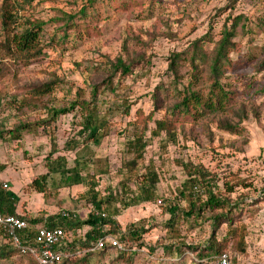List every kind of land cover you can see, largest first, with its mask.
Returning a JSON list of instances; mask_svg holds the SVG:
<instances>
[{
	"label": "rangeland",
	"instance_id": "rangeland-1",
	"mask_svg": "<svg viewBox=\"0 0 264 264\" xmlns=\"http://www.w3.org/2000/svg\"><path fill=\"white\" fill-rule=\"evenodd\" d=\"M9 7L17 11L10 32L27 26V20L40 22L41 28L32 49L13 52L3 46L0 27V128L37 122L20 139H0V185L7 182L4 189L17 197L19 214L43 218L73 210L83 219L90 210L87 185L54 187L48 177L44 193L29 186L30 179L46 171L51 135L56 148L52 157L63 155L71 166L78 150L88 164L81 172L92 175L101 196L119 190L121 180L134 190L135 174L144 172L149 162L158 174L159 199L126 208L116 203L118 234L130 223L144 228L136 238L119 236L124 251L107 248L83 255L86 248L74 245L68 261L216 264L212 255L197 256L214 236L225 237L221 250L235 264H264V0H10ZM231 25L228 41L217 52ZM218 53L215 72L211 67ZM117 58L128 71L116 67ZM44 86L50 90L35 92ZM218 87L225 97L217 109L200 103L182 113L174 107L186 89L211 96ZM76 99L95 104L107 128L98 145L89 143L82 150L77 105L39 123L47 118L48 108H66ZM154 120L166 123L153 134ZM227 124L234 125L233 130L224 128ZM144 126L146 144L129 172L122 167L131 154L127 141ZM168 129L175 134L174 142L165 140ZM70 142L76 147L68 148ZM178 161L202 166L221 190L223 182L232 186L231 191L222 190L229 201L238 202L230 224L213 229L204 217L218 210L204 209L198 219L177 212L171 228L164 225L169 221L165 204L185 206V199L176 195L186 178ZM104 166L107 172L96 171ZM227 228L237 233L230 236ZM86 229L80 228L78 237ZM73 236L77 233L71 242ZM3 242L8 243L0 234V245ZM10 250L0 264H34Z\"/></svg>",
	"mask_w": 264,
	"mask_h": 264
},
{
	"label": "trees",
	"instance_id": "trees-1",
	"mask_svg": "<svg viewBox=\"0 0 264 264\" xmlns=\"http://www.w3.org/2000/svg\"><path fill=\"white\" fill-rule=\"evenodd\" d=\"M9 3L10 0H2V4L0 6V27L5 32L3 46L8 51L12 50L13 52L29 51L34 47V42L41 29L40 22L35 23L27 20V26L21 28L20 30H15V32H10V30L14 28L11 24H14L15 22L17 11H12L9 7ZM232 27L233 25H231L229 30H224L223 37H221V42L219 48L217 49V52L222 48V46L224 45L223 43L228 41L233 29ZM175 56L177 55H173V58L170 61L171 66L175 61ZM217 58H221L220 53H218V56L214 59L213 65L211 67L215 70V72L217 71ZM115 65L116 67H120L123 73L128 71V67L123 65L119 58L116 59ZM215 76L217 78V74ZM213 84H217L216 81L213 80ZM48 90H50V88H48V86H44L43 89L36 88L35 92L41 94L46 91L48 92ZM211 93V96H202L199 95L196 91L186 89V92H184V94L179 99V101L176 102L174 107H176L177 110L182 113L189 112L191 108H196L200 103L204 105V108H208L210 110L217 109L222 105V100L225 97V92L220 87H218L215 92ZM76 105L78 107V110L80 111L78 120L79 129L77 130V133L80 135V141L82 142L81 150L86 149L89 143L98 145L102 137L105 135L107 128L105 127L104 116L98 112L95 104L91 105L90 101L84 99H76L73 100L69 104V107L66 108H48L47 118L41 119L39 123H47V120L55 119L59 114H63L74 109V106ZM165 123V120H154L155 127L152 130V133L154 134L160 129L164 128ZM36 125L37 122H26L18 123L17 125L8 129L0 128V139H20L23 131L31 130V127H35ZM225 127L229 130H233L234 125L227 124V126H224V128ZM145 128L146 126L138 131L137 134H135L134 132L132 137L127 141V147L131 154H129V158H126L123 161L122 167L127 169V171L129 172L136 168L138 160L142 156V151L147 140V138H144L143 136ZM165 131V140L174 142L175 134L169 129ZM53 140L54 138L50 135L49 141L51 143V150L44 157V165L46 167V171L30 179L28 183L29 186H31L37 192L44 193V190H46L47 188L48 177L50 178L51 184H53L54 187H67L74 184L87 185L88 187L85 191V194L89 196L88 202L90 210L87 212L83 219H79L76 216L75 211L73 210H67L70 214H73V216L71 215L70 217H65L62 214L63 210L55 214L47 215L43 218H41L40 216L27 218L24 215H20L28 222V226L16 232L18 238L23 244L30 243L36 231L34 225L37 223L49 228L59 227L63 231H70L72 234H74L77 229L85 226L87 227V229L83 232L81 237H78L77 235V238H75L76 236H73V242L68 243L64 246V249L68 252L69 255L74 254V251H72V247L74 245H79L78 248H86V253H84L83 255H89L93 251H102L110 248L107 244H105L98 250L92 249L93 244L98 238H102L105 235L118 234V224L113 217L114 215H117L119 211L116 203H119L118 205L126 208L128 206L137 205L141 202L155 201L156 199H159L156 192V183L158 181L157 171L154 169L152 163L149 162L147 166L143 167L145 169L144 172H142L141 174H135V177L133 179H136V187L134 190L129 188L128 182L121 180L118 185L119 190H109L106 194H104V196H101L96 190H94L95 180H93L92 175L88 174L87 172H84L82 174L81 171L86 170L88 164L85 159L80 158L78 150L75 151L73 164L71 166H67L68 161L63 155H55L52 157V154L56 152ZM68 145V148L70 149L76 147L75 142L74 144L70 142ZM65 147H67V145ZM178 162L180 163L182 168L185 169L186 178L182 180L180 188H177L176 195L178 199H185V206L184 208H182L178 205V203L174 204L173 202H168L167 204H165L164 211L169 213V221L167 223H164V225L171 228L173 222L172 220L174 219V216L177 214V212H179L183 217L198 219L201 217V213L204 209L212 210V213L215 210H218V212L211 214L209 217H204V219H209L213 229H216L219 224L223 222L230 224L232 221L231 211L233 208L238 207V202L237 200H233V202L229 201V198L223 195L222 190L224 192L231 191L232 186L228 185L227 182H223L221 190L220 188H218V186H216L215 180H213L214 175L211 176L209 172H207L202 166L192 165L190 163L181 161ZM1 167H3L2 164H0V168ZM96 171L103 174L107 172V168L106 166H104L103 168ZM88 177L89 180L87 179ZM138 178H140V180H137ZM88 181H90V183ZM197 185L199 186V188L197 187ZM16 200L17 197L12 192L2 188V186L0 185L1 213L16 214ZM108 206L111 207L110 210L109 208H106ZM105 225L107 227L106 229L104 228ZM143 230L144 228H142V224L139 226V224L136 225L134 223H130L125 231H122L120 232V234L115 236L136 238ZM3 233L4 232L0 229V234L7 239L6 235H4ZM236 233L237 230H234L232 228H227L226 230V234L230 236H233ZM223 240H225V237H221L220 239L216 240L214 239V236H211L210 239H208L203 245H201V251L197 254V256L202 257L203 255H212L215 258L223 251L221 250V242ZM7 241L8 243L3 242V244L0 245V258L6 257L7 253L11 252L10 249L18 252V250L12 245L11 241H9L8 239ZM242 241L243 240L241 236L240 249H242ZM6 245L11 248L7 247ZM163 248L165 250H168L169 246L164 245ZM196 249L198 250V248ZM124 250L125 246L123 245V248L118 251L121 252ZM177 252L179 253V249L177 250ZM67 259H69V256L63 258L58 263L53 264H79V259H72L70 261H68ZM85 260V257L81 258L82 262H85Z\"/></svg>",
	"mask_w": 264,
	"mask_h": 264
},
{
	"label": "built area",
	"instance_id": "built-area-1",
	"mask_svg": "<svg viewBox=\"0 0 264 264\" xmlns=\"http://www.w3.org/2000/svg\"><path fill=\"white\" fill-rule=\"evenodd\" d=\"M2 187L6 188L7 184L3 182ZM62 214L65 217L73 216V214H70L65 210L62 211ZM20 215L22 214L0 212V229L4 232L3 234L6 235L7 239L11 241L12 245L18 250V253L28 255L35 264L58 263L63 258L69 256L68 252L64 249V246L71 242L72 233L70 231H63L59 227L49 228L37 223L34 225L36 231L30 243H21L16 232L28 226V222ZM75 232L79 235L80 229H77ZM105 244L110 248L120 250L123 248L124 240L121 241L119 237L115 235H105L95 241L92 249L98 250ZM215 263L235 264L229 253L226 251H222L215 257Z\"/></svg>",
	"mask_w": 264,
	"mask_h": 264
},
{
	"label": "crops",
	"instance_id": "crops-1",
	"mask_svg": "<svg viewBox=\"0 0 264 264\" xmlns=\"http://www.w3.org/2000/svg\"><path fill=\"white\" fill-rule=\"evenodd\" d=\"M6 176H7V175H6ZM10 176L14 177V175H10ZM7 177H8V176H7ZM1 179H6V178H4V176H2ZM5 181H7V180H5ZM5 183H7V182H5ZM10 189H11V187H10ZM11 190H12V189H11ZM15 212H16V213H20V207H18L17 204H15Z\"/></svg>",
	"mask_w": 264,
	"mask_h": 264
}]
</instances>
